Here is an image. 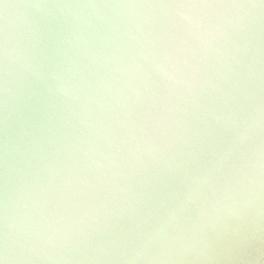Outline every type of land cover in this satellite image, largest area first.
Returning a JSON list of instances; mask_svg holds the SVG:
<instances>
[{
	"label": "water",
	"instance_id": "1",
	"mask_svg": "<svg viewBox=\"0 0 264 264\" xmlns=\"http://www.w3.org/2000/svg\"><path fill=\"white\" fill-rule=\"evenodd\" d=\"M0 264H264V0H0Z\"/></svg>",
	"mask_w": 264,
	"mask_h": 264
},
{
	"label": "snow or ice",
	"instance_id": "2",
	"mask_svg": "<svg viewBox=\"0 0 264 264\" xmlns=\"http://www.w3.org/2000/svg\"><path fill=\"white\" fill-rule=\"evenodd\" d=\"M193 5H199V4H196V3H190V4H179L177 6L179 7H183V6H193Z\"/></svg>",
	"mask_w": 264,
	"mask_h": 264
}]
</instances>
